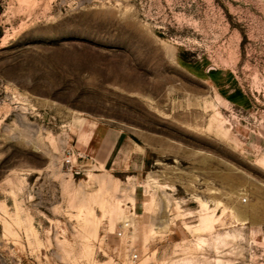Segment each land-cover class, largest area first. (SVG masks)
Instances as JSON below:
<instances>
[{"label": "rangeland", "instance_id": "rangeland-1", "mask_svg": "<svg viewBox=\"0 0 264 264\" xmlns=\"http://www.w3.org/2000/svg\"><path fill=\"white\" fill-rule=\"evenodd\" d=\"M0 264H264V0H0Z\"/></svg>", "mask_w": 264, "mask_h": 264}, {"label": "crops", "instance_id": "crops-1", "mask_svg": "<svg viewBox=\"0 0 264 264\" xmlns=\"http://www.w3.org/2000/svg\"><path fill=\"white\" fill-rule=\"evenodd\" d=\"M126 145H128L126 142L122 141V138L118 136H116L115 138H113L109 144L106 145H101L100 149L101 152L104 151L103 156H102V165L103 166H113L115 164L118 163L119 159H120V154H122L124 148L126 147ZM130 148V147H129ZM148 153V146H145V152H144V156H143V166H144V172H145V181H146V174H147V170H146V155ZM134 157V154L131 152L128 154V159L129 161H131ZM151 191V189H150ZM143 197H144V203H150L151 201V196H149L150 198H148V193H147V189H146V183L144 186V190H143ZM138 197V194H136V192L134 193V199L132 200V204L134 202H136V198ZM145 215L147 214V210L144 211Z\"/></svg>", "mask_w": 264, "mask_h": 264}, {"label": "built area", "instance_id": "built-area-1", "mask_svg": "<svg viewBox=\"0 0 264 264\" xmlns=\"http://www.w3.org/2000/svg\"><path fill=\"white\" fill-rule=\"evenodd\" d=\"M69 161H70V156L68 155L67 158H66V162H69ZM118 235H119V236L122 235V232L119 231V232H118ZM136 258H137V254L134 253V254L132 255V259H136Z\"/></svg>", "mask_w": 264, "mask_h": 264}, {"label": "bare ground", "instance_id": "bare-ground-1", "mask_svg": "<svg viewBox=\"0 0 264 264\" xmlns=\"http://www.w3.org/2000/svg\"><path fill=\"white\" fill-rule=\"evenodd\" d=\"M256 161H257V160H256ZM256 161H255V162H256ZM257 163H258V161H257ZM260 166L262 167L263 165H260ZM143 207H144L145 210H147L148 203H147V202H146V203L143 202Z\"/></svg>", "mask_w": 264, "mask_h": 264}, {"label": "trees", "instance_id": "trees-1", "mask_svg": "<svg viewBox=\"0 0 264 264\" xmlns=\"http://www.w3.org/2000/svg\"><path fill=\"white\" fill-rule=\"evenodd\" d=\"M179 56H180L181 58H183L182 54H179Z\"/></svg>", "mask_w": 264, "mask_h": 264}]
</instances>
